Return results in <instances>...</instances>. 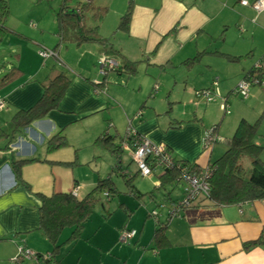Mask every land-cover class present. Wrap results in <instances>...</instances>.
<instances>
[{
	"label": "crops",
	"instance_id": "1",
	"mask_svg": "<svg viewBox=\"0 0 264 264\" xmlns=\"http://www.w3.org/2000/svg\"><path fill=\"white\" fill-rule=\"evenodd\" d=\"M119 3L121 6L115 10L116 31L106 35L100 30L101 42L72 43L73 65L60 59L57 63L61 66L51 60L40 65L39 53L30 51L27 65L18 69L19 75L0 88L4 104L0 109V264H46L44 257L36 262L20 256L22 248L43 256L52 250L50 240L37 230L42 198L70 192L84 197L95 188L98 177L116 173L113 168L117 159L122 169L135 174L123 156L132 158L133 139L138 136L168 148L176 161L197 164L199 170L214 162L210 156L215 145L203 150L201 143L208 112H213V106L221 111L220 98L228 96L243 73L264 56V11L255 12L239 0ZM128 10V28L119 30ZM109 11L107 6L106 14ZM106 14L103 22L107 29ZM62 48L71 51L69 45L62 44L57 50L59 57ZM13 55L20 58L22 51ZM105 56L122 68L102 76L98 60ZM127 63L134 66V71L125 67ZM63 66L71 75L62 71ZM28 69L34 72L24 77ZM5 73L7 70L0 71V79ZM57 73H63L69 81L58 108L43 119L19 125L13 120L15 114L34 106L43 95V81ZM255 89L250 91L251 101L257 95ZM201 90L213 92L214 99L206 102L203 96H196ZM228 99L232 104L234 100ZM167 104L169 108L163 112ZM180 106H184L183 110ZM237 114L229 115L235 121ZM127 124L132 128L120 136ZM72 129L83 139L77 145L69 142ZM104 134L113 139L103 147L95 140ZM59 135L66 145L49 151L48 142ZM89 146L95 147L93 153L80 156L81 149ZM100 157L105 163H96ZM32 158L37 161L24 163L20 167L21 181L17 180L14 162ZM91 163H95V171ZM159 174L155 168L152 176ZM159 183L160 180L152 194L141 199L132 196L143 209L136 205L131 211L126 203H120L119 207L133 217L131 220L114 223L108 217L87 224L89 219L80 239L89 242L94 250L78 251L77 246L63 257L62 249H70L75 240L57 253L62 264H264V242L253 244L264 238V200L218 206L202 199L172 217L170 210L179 200L172 201L170 193L166 196V191L157 187ZM177 187H181L179 182ZM98 205L102 208V204ZM106 211L110 213L111 209L107 207ZM163 224L167 243L158 246L154 234L157 225ZM125 228L136 234L122 241L119 238Z\"/></svg>",
	"mask_w": 264,
	"mask_h": 264
},
{
	"label": "trees",
	"instance_id": "2",
	"mask_svg": "<svg viewBox=\"0 0 264 264\" xmlns=\"http://www.w3.org/2000/svg\"><path fill=\"white\" fill-rule=\"evenodd\" d=\"M68 1L69 0H63L61 6L56 12L55 20H57L58 24L57 32L59 41L54 50H52L55 55L53 57L56 59H58V48L62 44L64 45V43H66L65 39L67 38L68 40L66 41L72 40L74 41V44H80L85 41L101 42L99 23L97 24L95 22L98 19L99 21L103 20V17L107 12V6H101V4L98 3V0H77L75 7H68ZM129 16L130 10H128V12L121 18L119 30H127L130 20ZM8 18L9 5L6 0H0V42L8 33L14 32L9 30L6 26ZM259 61L261 62V68L257 69L254 65L250 71L248 70L243 73L240 81L242 79L250 80L251 78L259 76L262 77V75H264V56ZM125 67L131 72L135 69L130 63H127V66ZM120 68L118 70H120ZM259 73L261 75H255ZM18 75L19 71L17 68L9 70L0 79V88ZM43 82L42 97L30 109L20 111L15 114L13 120L20 123L19 125H27L35 120L43 119L48 112L54 110V108H58L57 105H59L69 86V81L63 73L51 74ZM253 86H259L264 91V86H262L261 83H257L255 85L252 84L248 88L247 96H243L239 91H237V85L228 94V96L221 97L219 105L223 115L225 116L231 113L229 111V97H240L243 100H246L249 98V94ZM209 93L211 95V101L213 92L209 91ZM204 100H206V98ZM210 101L206 100V102ZM261 120L262 116H260L254 123H249L244 119L240 120L233 135H231L230 139L227 141V148L222 156L214 162L209 163V166L212 168V173L208 181L209 192L206 198H198L195 202L196 205L202 199H207L214 205L218 206H232L246 202L264 200V161H262L260 157L264 147L254 142V138L256 137L255 134H257V129L261 124ZM205 134L216 136V128L214 127L203 132L201 139L202 146H204L203 150L207 148L203 142V136H205ZM112 139V137L104 134L95 141L97 144L104 147L112 143ZM65 142L66 141L63 136H53L48 142V150L58 149L66 145ZM217 142H219V138L211 146L215 145ZM118 148L116 147L117 151ZM165 149L170 156V159L180 164V167L182 166L187 168L188 171L192 172V174L199 171V169H197V164H190L183 159L176 161V159L173 158L171 153L168 151V148L165 147ZM33 161H37V159H24L14 162V173L17 180L21 181L20 167L24 163ZM133 161L134 160L131 158V162ZM155 162L156 161L153 159L147 160V164L151 168L152 173L153 170L157 168ZM118 164L119 161L117 159L114 164L113 171L119 174V170H124V168L122 169V166ZM158 169L160 174L156 176L158 180H160V183L157 187L159 188L161 186V188L166 191V196L169 197V193L172 189L169 190L167 187L172 188L178 185L177 178L179 172L176 167L171 169L158 167ZM138 173L141 174L139 168L135 174H131L126 171L121 173L120 177L125 181L126 186L129 188V194L136 199H141L143 196L152 194L154 190L149 193H142L136 189L133 182L136 174ZM155 187L154 189H156ZM117 193L118 191L116 190L115 183L112 181L110 176H100L98 177L95 188L93 187L89 190V192L82 198H78L72 192L54 194L49 198H42V202L38 208L39 225L37 230L50 240L49 242L52 243V250L45 256L42 254H36L37 261L39 262V260L44 257L46 264H62V261L59 259L57 254L60 249L64 245H70L72 242H75V240L80 239L84 225L90 219L95 205L101 203L102 208H104L103 204L105 205V203L111 201V198H113ZM195 204L189 208L195 206ZM65 229L70 230V235L66 240L60 241L61 233ZM125 230L128 232L134 231V236L136 234V231L133 229L125 228L123 231ZM154 240L158 246H163L167 243L165 237V224L157 225ZM262 242H264V238L262 241L258 240L253 244H259Z\"/></svg>",
	"mask_w": 264,
	"mask_h": 264
},
{
	"label": "rangeland",
	"instance_id": "3",
	"mask_svg": "<svg viewBox=\"0 0 264 264\" xmlns=\"http://www.w3.org/2000/svg\"><path fill=\"white\" fill-rule=\"evenodd\" d=\"M9 5V18L6 21V26L9 30L14 31L13 33H8L0 42V71H6L8 72V69L11 68H17L25 67L26 64V58L30 51L35 52L38 54L41 50L45 51H52V48L54 47L55 43L58 41V24L56 19V12L58 11L59 7L62 4L63 0H6ZM113 1V0H112ZM120 0H114L111 2L110 0H98V3L102 5H107L110 9L109 14L107 17H105V24L107 29L104 27L103 20L99 21V19L95 23H99V34L100 30L102 33H106L108 35L112 31H116L117 25H118V18L115 17V10L117 7H120L121 3H119ZM77 0H69L67 2L68 7H75V3ZM110 3V4H109ZM101 5V6H102ZM113 16V17H112ZM101 27V28H100ZM65 39L64 43L65 45H69V49L71 51H65V49L60 50L61 57L58 56V59L54 57H48L43 58L41 57V54L39 53L41 59H40V65L45 64L48 62V60H51L53 63H57V61L60 59L62 63L74 64L75 63V55L72 53L75 52V47L72 45L74 44V41H66ZM68 49V50H69ZM22 51V56L15 57L13 54H18L19 51ZM65 57V60L63 59ZM39 57V58H40ZM31 58V56L29 57ZM32 59V58H31ZM59 62V61H58ZM59 66L61 64L57 63ZM37 67V66H36ZM34 67L33 69H36ZM5 69V70H4ZM62 71L65 74L71 75V72L68 71L66 67L63 66ZM11 70V69H9ZM99 70V68H98ZM33 73L34 71L31 69H28L24 77H27L29 73ZM1 77V76H0ZM36 82V79L34 80ZM15 82V81H14ZM13 84L11 82L9 85ZM256 88L257 95L253 98V101H251L250 98L243 100L242 98H235L231 97L234 101H232V104H230V112L235 115L237 112H239L236 115V120L234 121V116H228L225 115V117L222 120V111L217 110L213 106V112H208L209 119L205 122L206 124V130H210L212 128H216L217 137L219 138V142L215 144L214 151L212 152L210 156V160H217V157L221 154V151L225 148H227V141L230 139L231 135H233L235 128L237 127L238 123L241 119L247 120L249 123H254L260 116H262L261 124L258 126L256 137L254 138V142L258 145H261L264 147V91L259 86H253L252 89ZM251 89V90H252ZM165 96H167L168 91L165 92ZM157 98L158 96L156 94ZM214 99V96H213ZM152 102L154 98L150 99ZM193 102L194 98L191 99ZM155 102V101H154ZM215 105V104H213ZM169 105L167 104L163 110V112H166L168 110ZM184 106H180V110H183ZM176 112H178L177 109H175ZM234 121V122H233ZM263 124V125H262ZM107 128V127H105ZM125 129L121 130L124 132H120L123 136L125 134V131L127 129L132 127H125ZM75 129V128H74ZM73 130L74 133L70 135L69 142L72 144L77 145V143H80L79 141L83 140L79 137V134H76V130ZM114 133V132H112ZM119 139V137H117ZM150 141V140H149ZM151 142V141H150ZM69 143V145H71ZM154 145H160L157 143L152 142ZM93 149L95 147L89 146L87 148L81 149L82 152L80 153L87 156L88 153H93ZM210 150V148H209ZM85 151V152H84ZM175 154L179 155L177 151ZM101 156V155H99ZM124 161L126 164L130 163V170H132V173L137 172L138 166L135 164L136 162H131V158L124 155ZM190 161H192L193 156H189ZM261 159L264 161V148L261 152ZM82 159V158H81ZM99 163L100 160L105 163L104 158H96L95 159ZM247 164V162L245 161ZM95 163L90 164V168L92 171H95ZM99 173V172H98ZM102 175V174H101ZM107 175L106 173L103 174ZM136 177L135 187L141 191L142 193H149L150 191L154 190L155 185L158 183V178L156 176H150V177H144L141 174L138 173ZM112 181L115 183L116 190L118 193L111 198V201H108L105 203V209L100 208V206L97 204L95 205V208L93 209L92 216L90 220L87 222V224L94 223L98 218L105 220V218L109 217V220L113 221L114 223H125L126 220H131L133 217H131V214L129 212H125L124 209L120 208V203L124 202L129 207V209L132 210L133 207H137L136 205H139L140 208H144V206L140 203L139 200L134 199L129 194V188L126 186L125 181L120 177V174L114 173L112 176H110ZM89 191V190H88ZM157 194L159 192L156 191ZM170 197L172 201L180 200L182 198V189L181 187L175 186L171 192ZM144 203H148L147 198L143 199ZM101 204V203H99ZM109 207L111 209L110 213L106 211V208ZM104 215V217H103ZM86 224V225H87ZM70 235V230H65L63 234L60 237V241L66 240ZM89 242L85 241L84 239H78L76 240L75 244L68 248H63L61 254L63 257L67 256V254H70L74 250H76V247L78 246V251H81L82 249H88V250H94V248L88 244ZM65 247V245L63 246ZM78 259V257H77ZM76 259V261H77ZM28 264V263H26Z\"/></svg>",
	"mask_w": 264,
	"mask_h": 264
},
{
	"label": "built area",
	"instance_id": "4",
	"mask_svg": "<svg viewBox=\"0 0 264 264\" xmlns=\"http://www.w3.org/2000/svg\"><path fill=\"white\" fill-rule=\"evenodd\" d=\"M239 3L242 6H251L255 12L264 11V0H253L251 3L248 0H239ZM41 57L48 58L55 56L52 51L41 50ZM98 66L100 67V74L104 76L108 71H117L120 68L119 63L113 58L109 57H101L98 60ZM257 69L261 68V62L255 64ZM255 75H261L255 74ZM216 84V81H214ZM257 83H261L264 86V75L251 78L250 80L242 79L237 87V91H239L243 96H247L248 88L250 85H255ZM155 89H158V86H155ZM198 96H203L207 101H210L211 95L209 91L197 92ZM4 106L3 102L0 101V109ZM133 138V135L131 136ZM218 139L215 135L205 134L203 136L204 145L210 147L215 141ZM132 143V159L138 165V168L141 172V175L144 177H149L152 174V170L147 164L148 159H153L156 162V167H164V168H173L179 172L177 181L180 183L183 190V197L173 204V208L170 210V215L172 217L179 216L182 210L189 208L198 200V198L205 197L209 192V178L212 173V168L208 165L198 172L192 174L191 171H188L187 168L180 167V164L170 159L167 151H165V147L162 145H154L145 137L138 136L133 139ZM181 211V212H180ZM155 215V213H154ZM134 236V231H123L119 239L122 241L127 240L128 238ZM20 256L25 259H32L37 262L36 255L34 252L26 249H20Z\"/></svg>",
	"mask_w": 264,
	"mask_h": 264
}]
</instances>
